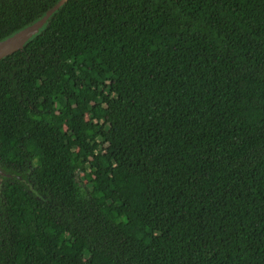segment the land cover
I'll return each instance as SVG.
<instances>
[{
  "label": "trees",
  "instance_id": "16d2710c",
  "mask_svg": "<svg viewBox=\"0 0 264 264\" xmlns=\"http://www.w3.org/2000/svg\"><path fill=\"white\" fill-rule=\"evenodd\" d=\"M0 167V264H264V0H66L0 59Z\"/></svg>",
  "mask_w": 264,
  "mask_h": 264
},
{
  "label": "water",
  "instance_id": "95a60500",
  "mask_svg": "<svg viewBox=\"0 0 264 264\" xmlns=\"http://www.w3.org/2000/svg\"><path fill=\"white\" fill-rule=\"evenodd\" d=\"M65 1L66 0H60L42 18L0 41V59L22 48L28 40L44 27L52 13L61 7ZM0 174L5 175L1 167Z\"/></svg>",
  "mask_w": 264,
  "mask_h": 264
},
{
  "label": "rangeland",
  "instance_id": "374dc122",
  "mask_svg": "<svg viewBox=\"0 0 264 264\" xmlns=\"http://www.w3.org/2000/svg\"><path fill=\"white\" fill-rule=\"evenodd\" d=\"M98 156H99V154H98ZM0 176H1V174H0Z\"/></svg>",
  "mask_w": 264,
  "mask_h": 264
}]
</instances>
